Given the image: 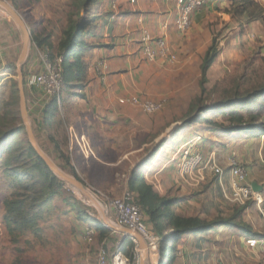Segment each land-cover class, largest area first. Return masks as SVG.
Returning <instances> with one entry per match:
<instances>
[{
	"label": "rangeland",
	"instance_id": "rangeland-1",
	"mask_svg": "<svg viewBox=\"0 0 264 264\" xmlns=\"http://www.w3.org/2000/svg\"><path fill=\"white\" fill-rule=\"evenodd\" d=\"M148 1L138 0L136 3L130 4L127 0H7V3L13 8H18L20 5V12L27 20V29L31 33V39L35 37L49 39L48 42L52 44V47L47 50L46 60L53 61L54 58H57L56 48L61 35L70 25L79 23L85 25L89 33L94 32L95 37L85 35V42L95 45L94 48L98 51L99 47H104V34L107 32L103 17L111 13L114 18L121 13L124 16L120 21L127 22L132 19L134 30L140 31V23L136 22L138 14H141L140 7L147 9V12L142 13L144 14L143 20L147 17L156 18L153 15L156 14L155 11L149 9L151 3ZM254 1L262 8L261 15L264 18V0ZM113 5L115 6L113 7ZM249 9L251 10L252 7H248V10L245 11L242 0H206L203 5L193 11L190 23L184 31L178 30L174 23V30L181 35V37L175 38L178 39V43L182 42L183 44L174 51L175 61L165 60L163 62L164 73L169 76H166L164 80L160 78L159 82L145 89V92L137 93L142 98L162 103V108L152 114H145L136 107L140 115L157 123L156 133L153 135L151 133L148 137V140H151L155 135L157 140L154 151L156 150L155 152L158 153L154 157L158 160H155L153 169L160 168L168 160L167 167L170 171H174L175 161L169 157H174L181 145L185 143L183 140L195 130V135L200 136L196 147L205 157L214 153L216 161L221 164L230 156L228 154L230 151H222L220 148L213 149L209 146L200 148L202 142L215 141L214 135L205 131L206 125H183L181 121L191 113V106L214 102L226 93L232 94L236 88L242 93L264 85V22L259 19L250 20L246 16ZM132 15L135 16L129 19V16ZM212 42L216 45L217 56L209 67L207 81L204 84L205 92H202L200 64L206 49ZM42 48L45 50L44 47ZM87 51L88 49L83 51L84 61L88 56ZM92 52L93 49L90 52L91 55ZM28 62L31 67L30 57ZM28 62L21 66L22 87L28 121L34 133L35 124L27 106L28 100L29 105L31 104V89L24 85V75L31 74V70L29 72L26 66ZM44 62L45 60L40 57L35 59L32 74L41 72ZM16 63L17 57L8 63L9 67L0 66V136H4L2 137L4 143L10 144L8 149L0 148V264H100L97 263V259L102 247L105 248L107 254V262L102 264H138V258L134 257V250L133 255H130V249L127 247L124 248V251H120L119 245L116 244L120 233L104 224L102 203L90 200L85 193L59 177L57 178L63 182V185L56 184L53 187L56 194L48 198L47 204L45 203V209L47 208L49 213L39 215L40 218H45V221L39 223L38 232L34 233L35 231L30 229L11 230L12 227L5 221L4 200L11 197L24 199L28 205L32 192L31 153L28 154L26 150V147H30V145L19 113ZM89 73L93 75V69H89L87 74L84 69L79 77L72 72L63 75L60 95L55 100L52 116L54 127L57 130V141L65 147L66 153L60 156L54 155L53 162L65 174L75 179L78 178L103 201L107 206L108 216L114 223V214L110 211L109 199L120 197L118 194L123 190L122 182L117 178L112 179V172L115 170L110 168L111 172L98 168L93 163L94 158L92 157L89 159L84 157L85 160H82L81 164L78 161V163H74V166L66 161L75 152L74 134L81 135L73 127L68 126V118L75 112L83 110V106L88 104V93L83 90L93 80L89 78ZM45 96L49 98L47 95ZM256 101V104H252L253 107L262 103V99ZM208 117H212V112L208 114ZM39 119L42 120L41 114H39ZM79 127H83V124L80 123ZM36 135L42 147L44 132ZM232 135L228 138L229 140L247 138L244 135ZM174 137L177 138L173 139ZM261 137L264 138V135ZM170 144L173 145L170 146ZM42 149L44 150L43 147ZM5 161L9 162L8 165ZM262 168L264 169V164ZM208 171L210 170L205 168L199 174L184 180L178 178L176 186H167L165 193L160 189L155 178H145V183L152 187V191L160 199L175 201L174 206L170 207V211L179 218L175 219L176 222L185 221L188 223L189 219L193 217L198 218L201 222H209L216 217H221V214H225V211L233 207V203L224 195L227 190L222 192L221 188H218L216 183L214 184L215 178L211 174L212 172ZM157 177L159 178L158 175ZM41 179V183H38L36 188L42 192L47 189V184H43V178L41 177ZM160 190L162 191L158 192ZM129 192L133 195L134 200L137 199L134 188H130ZM64 197L69 201H64ZM135 202L142 209V203L136 200ZM145 221H147L146 217ZM165 221V218L155 216L152 224L146 223L148 228L154 232V228L156 226L163 227ZM102 224L111 232L101 230ZM86 229L94 230L91 242H87L84 237L83 232ZM171 233L169 229L165 228L157 233L160 236H165V241L162 237L157 255L155 253L156 256L153 259L154 263L151 264H156V260H159L158 264H166L167 261H169L168 264L177 263L176 251H174V255L170 252V247L177 243L176 237ZM171 236L175 237L174 242H171L173 241L170 240ZM102 242L107 245H102ZM175 247L174 249H176ZM171 255H173L172 259ZM258 257L257 263H264V250ZM168 258L170 259L168 260Z\"/></svg>",
	"mask_w": 264,
	"mask_h": 264
},
{
	"label": "crops",
	"instance_id": "crops-1",
	"mask_svg": "<svg viewBox=\"0 0 264 264\" xmlns=\"http://www.w3.org/2000/svg\"><path fill=\"white\" fill-rule=\"evenodd\" d=\"M148 2L151 3L149 9L155 11L156 14L153 15L156 18L147 17L143 20L144 14L142 13L147 12V9L140 7L139 12L141 14H138V21H136L140 23V31L134 30L132 19L127 20V22L120 21L124 16L121 13L114 18L111 13L103 17L107 31L104 34V47H99L97 51L94 48L95 45L87 43L89 47L87 48L88 56L85 58V64L87 63L85 71L86 74L89 69H93L94 72L93 75L89 73V78L93 80L83 90L88 93V104L83 106V110L75 112L68 118V126L73 127L81 135L84 134L91 146L93 151L92 158H94L92 160L93 163L102 170L111 171L110 168L115 170L114 172L111 171L113 173L112 179L117 178L120 180L122 182L121 187H123L118 196L129 192L131 187L129 181L133 177L155 178L163 193H165L167 186L175 187L179 181L175 170L170 171L169 167H167L168 160L160 168L153 169V165L156 163L155 160H158L154 157L158 153L155 152L156 150L154 151L157 146V140L155 135L151 140H148V137H150L151 133L152 135L156 133L157 123L146 116L140 115L135 106L122 105L118 102L121 97L129 95L139 96L137 93L145 92V89L159 82L160 78L164 80L166 76H169V74L164 73L163 62L165 59L160 58L155 61L144 59L141 50V38L145 32L150 33L154 37H165L173 51L183 44L182 42L178 43V39L175 38L181 37L174 30V21L178 14L175 4L166 0L162 2L149 0ZM19 6L18 8L15 6L16 8L14 9L21 15L27 26V20L21 14ZM143 9L144 11H142ZM29 15L31 16V12ZM134 16H129V19ZM121 27L122 29H120ZM110 30L111 32L109 33ZM89 36L95 37L96 35L92 32V35ZM21 49L22 36L18 25L10 14L5 16L0 12V66L9 67V62L16 57L18 60ZM92 49L93 54L91 55ZM29 57L31 67L28 62ZM38 57V46L33 42V39H30L26 61L24 60L23 64L28 62L26 66L28 71L31 70V74L35 59ZM97 62H104L107 66V69L103 72L104 82L101 81L99 74L95 71V63ZM29 75V73L24 75V85H26V78ZM45 97L41 89L31 88V104L29 105L28 100L27 106L31 119L35 124V139L40 146L36 134L44 132L42 145L44 150L41 146L40 148L53 160L55 159L53 158L55 157L54 155H63L66 150L57 141V130L54 127L52 116L55 108L46 110L51 99ZM39 114H41L42 120L39 119ZM80 123L83 124V127H79ZM205 131L213 134L215 141L202 142L200 148L209 146V148L213 149L220 148L222 151H230L228 153L230 156L222 161L224 165L217 162L222 167L221 176L214 175L208 171L215 178L214 184L216 183L222 192L229 189L230 163L231 160H235L247 170V181L249 183L255 182L261 187V190L256 192L246 204L238 205L233 203V207L230 210L225 211L226 213L223 215L221 214V217H216V219L212 220L227 219L234 216L235 225L213 227L203 234H199L197 231L187 232L176 238V247L172 245L170 252L174 255V251H176V264H264L257 263L260 252L264 250V218L260 215V208L264 209V169L262 168L264 164V138H236L235 140H229L228 138L233 135L229 136L224 132L209 130L208 128ZM195 132L196 130L184 140H178L186 142L187 139L194 137ZM235 136L240 135L235 134ZM77 138V134H74L73 143L76 148L74 149V155L69 157V163L73 166L78 161L81 164L82 160L89 159L86 157L84 159L77 144ZM176 138L174 137L173 139ZM172 145L170 144V146ZM158 202L159 200H156V203ZM172 203L171 206H174L175 201ZM145 217L147 218V216ZM243 224L246 225V228H242ZM169 230L173 233L172 229ZM123 237L120 233L116 244L120 245ZM160 237L162 239V236ZM248 237L257 238L259 244L254 248H249L246 245ZM170 240L174 242L175 237L171 236ZM102 245L107 244L102 242ZM155 253L157 255L155 250L149 252L146 264L154 263ZM173 255H171V259ZM254 261L256 263H253ZM155 263L158 264L159 260H156Z\"/></svg>",
	"mask_w": 264,
	"mask_h": 264
},
{
	"label": "trees",
	"instance_id": "trees-1",
	"mask_svg": "<svg viewBox=\"0 0 264 264\" xmlns=\"http://www.w3.org/2000/svg\"><path fill=\"white\" fill-rule=\"evenodd\" d=\"M242 5L245 11L248 10V7H252L251 10L249 9V11H247L246 15L250 20L259 19L264 22L263 15H261L262 8L257 2L254 0H242ZM85 35H92V32L89 33L87 27L79 23L72 24L63 31L56 48V56L61 59L63 75L67 72H72L78 77L82 75L85 69L83 51L89 47L85 42ZM48 40V38L44 37L33 38V42L38 47L42 46L46 50L52 47V44H50ZM216 56V45L212 42L206 49L200 64V87L202 92H205L204 84L207 81V72L211 64L215 61ZM258 99H262V103L253 107L252 104H256V100ZM55 100L54 98L51 99L46 108L47 111L55 108ZM210 112H212V117H208ZM262 118H264V85L242 93L236 88L232 94L229 95L226 93L219 100L207 104L191 106V113L181 121V124H204L209 130L224 132L229 136L237 134L240 136L244 135V137L247 138H256L264 135V119ZM2 137L4 136H0V148L8 149L10 144L4 143ZM26 150L28 154L31 153V201L27 205L24 199L12 197L5 199L3 203L6 212L4 219L12 227L11 230L30 229L36 233L39 230V223L45 221V218H40L39 215L42 213H49V210L47 208L45 209V203L47 204L48 198L56 194V192L53 191V187H55L56 184L63 185V182L50 171L31 147H26ZM66 161L69 164V158H67ZM5 163L8 165L9 162L5 161ZM41 177L43 178V184H47V189L42 192L38 191L36 188V185L38 183L40 184L42 181ZM129 185L131 186L130 188H134L137 193V199L135 200L142 203L141 210L144 216H147V221H145V223L152 224L155 216L165 218L166 221L163 227L156 226L154 232L158 233L159 230L164 228L172 229V235L179 238L187 232L197 231L199 234H203L213 227L235 225L234 216L210 222H201L196 217L190 218L188 223L185 221L176 222L175 219L179 218L170 211L171 204H173L172 201L159 199L158 195L152 191V187L146 185L143 176L133 177V179L129 181ZM63 200L66 202L69 201L66 197H64ZM156 200H159V202L156 203ZM102 226L103 228H101V230H105L104 232H111V230L105 228L103 224ZM242 228H246V225L243 224ZM162 237L165 241V236ZM135 246L134 241L131 240L130 237L124 236L119 245V249L120 251H124V248L127 247L130 249V255H133Z\"/></svg>",
	"mask_w": 264,
	"mask_h": 264
},
{
	"label": "built area",
	"instance_id": "built-area-1",
	"mask_svg": "<svg viewBox=\"0 0 264 264\" xmlns=\"http://www.w3.org/2000/svg\"><path fill=\"white\" fill-rule=\"evenodd\" d=\"M7 3V0H0ZM137 0H128L130 4L136 3ZM174 3L178 9V14L175 18V26L178 30L184 31L189 23L190 16L193 11L199 6L203 5L206 0H166ZM8 4V3H7ZM115 5H113L114 7ZM0 12L9 16L8 11L0 5ZM39 57L45 60L43 70L36 74H30L26 79V85L31 89H42L44 94L50 99H57L60 95L63 71L61 67V59L54 58L53 61L46 60L48 51L39 48ZM142 55L147 61H155L157 59H165L169 61L176 60V54L168 44L165 37H154L150 33L145 32L141 38ZM47 51V52H45ZM107 69L104 62L95 63V71L99 74L101 81H105L103 72ZM118 102L122 105H131L138 107L145 114H152L162 108L160 101L141 98L136 95H129L119 98ZM200 136L195 135L193 138L187 140L181 145V148L171 158L175 161L174 170L179 179H186L187 177L199 174L202 169L208 168L214 175L221 176L222 167L217 163L214 153L211 156L205 157L201 151L196 147L197 140ZM77 144L84 157L91 158L93 151L84 134L78 136ZM230 182L229 189L224 193L225 197L238 205H244L250 201L254 194L251 183L247 181V170L243 165L231 160L230 163ZM110 211L114 214V223L118 226L126 227L132 232L138 233L145 241L148 251H157L161 244V237L155 232L151 231L145 223L144 214L140 206L135 202L133 195L130 192H125L120 197L109 199ZM260 215L264 218V209L260 208ZM94 230L86 229L84 237L88 242L93 240ZM131 238V237H130ZM135 243L134 257L138 258L139 250L137 242L131 238ZM259 244V240L255 237H248L246 245L249 248H254ZM118 257V256H117ZM107 254L105 248L102 247L97 263H106Z\"/></svg>",
	"mask_w": 264,
	"mask_h": 264
},
{
	"label": "water",
	"instance_id": "water-1",
	"mask_svg": "<svg viewBox=\"0 0 264 264\" xmlns=\"http://www.w3.org/2000/svg\"><path fill=\"white\" fill-rule=\"evenodd\" d=\"M0 5L3 6L10 16L14 19L15 23L18 25L21 36H22V49L20 52V55L18 57L17 63H16V69H17V88H18V95H19V113L21 117V121L25 126L26 135L28 139V143L30 147L33 149V151L36 153V155L44 162V164L52 171L53 174H55L57 177L65 181L66 183L72 185L74 188L78 189L79 191L83 193H91L93 194L82 182H80L78 179H75L67 174H65L63 171H61L56 164L53 162V160L47 156L43 150L38 145L32 127L28 121L27 116V110H26V100L25 95L22 87V73H21V66L26 58L27 52L29 50V43H30V33L27 29V26L21 17V15L9 4L6 2L0 1ZM251 187L253 191L258 192L261 190V187L257 185L255 182L251 183ZM88 195V194H86ZM95 195V194H93ZM96 196V195H95ZM97 197V196H96ZM99 199V198H98ZM99 201L103 205V221L106 226H108L110 229H112L115 232H119L122 234V236H128L133 238L137 242V248L139 250L138 253V264H146L148 257H149V251L147 249L146 243L144 239L135 232H132L126 227L118 226L115 223H113L107 213V206L106 204L99 199Z\"/></svg>",
	"mask_w": 264,
	"mask_h": 264
},
{
	"label": "bare ground",
	"instance_id": "bare-ground-1",
	"mask_svg": "<svg viewBox=\"0 0 264 264\" xmlns=\"http://www.w3.org/2000/svg\"><path fill=\"white\" fill-rule=\"evenodd\" d=\"M78 191V190H77ZM79 192V191H78ZM85 194H88L87 196L90 198V200L92 199L94 202H100L98 197H96L95 195L91 194V193H88L86 192ZM101 203V202H100ZM116 264V263H115ZM119 264V263H117Z\"/></svg>",
	"mask_w": 264,
	"mask_h": 264
}]
</instances>
